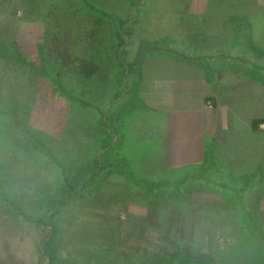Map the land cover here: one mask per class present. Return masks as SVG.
Masks as SVG:
<instances>
[{
  "label": "rangeland",
  "instance_id": "obj_1",
  "mask_svg": "<svg viewBox=\"0 0 264 264\" xmlns=\"http://www.w3.org/2000/svg\"><path fill=\"white\" fill-rule=\"evenodd\" d=\"M61 1L66 0H0V49L9 48L13 56L30 64L24 67L16 60L0 58L1 179L7 175L5 194L20 195L23 210L31 218L15 221L13 213L18 210L7 203L1 207L0 202V264H96L95 255L99 263L106 264H154L157 260L158 264H168L160 258L175 254L185 255L186 264H194L198 258L221 264H264V243L260 249L243 231L242 211L217 194L196 191L197 175L201 174L198 167L165 166L157 112L171 106L145 94L154 93L155 85L165 87L166 77L179 78L180 61H192L197 53L196 66H203L198 71L209 81L210 89L228 100V106L221 101L216 105L213 100L208 103L218 115L217 140L214 138L215 143L209 145L215 146L214 158L212 152L209 159L218 161L219 172L228 181L264 161V126L257 133L250 128L253 119L264 118V83L250 81L262 80L256 67L245 69L249 58L264 60V7L256 5V0H206L212 17L214 13L225 16V11H232L240 18L215 20V31L208 35L209 31L202 32L210 22L194 19L196 0H76L81 11L76 14L71 7L70 12L77 17L75 23L79 21L80 36L86 34L85 27L88 29L87 43L84 36L81 40L79 36L77 40L63 37L68 26L58 16L60 12L52 15L53 10L61 8ZM65 18L70 20L72 16ZM245 18L250 20V27ZM44 19L52 26L46 27ZM57 24L60 26L53 31ZM194 24L200 28L195 29ZM46 35L55 54L49 52ZM61 35L63 38H56ZM42 43L40 54L38 46ZM86 43L78 54L81 56L72 57L73 48ZM202 46L210 50L194 53L192 48ZM235 49L237 56H233ZM180 54L190 55V59H180ZM213 54L214 61L209 59ZM121 58L124 64L119 61ZM42 62L50 64L52 70H60L63 65L64 69L73 66L77 70L82 86L68 87L65 83L75 102L68 103L56 94L52 79L45 77L50 73L47 66L37 72ZM187 67L182 69L185 74L191 71ZM99 68L98 77L91 78L93 70ZM214 68L225 77L211 83ZM250 72L253 77L248 75ZM11 95L15 101L2 99ZM170 103L176 104L172 100ZM220 114L224 129L219 126ZM225 114L228 122H233L235 132L227 128L222 116ZM22 121L53 136L52 148L23 149V144L18 148L20 138L10 137L7 132L17 127L25 131L28 127ZM114 130L118 134L115 132L113 138ZM34 153L31 173H20L18 162L28 161ZM96 155L103 166H112L115 174L104 177L96 191H84L63 209V216L56 217L55 224L59 223L62 229V238L55 247L58 257L43 258V242L51 234L52 224L41 226L35 218L47 212V197L61 190L64 174L66 180L73 182L85 173H93L90 171ZM174 169L177 170L172 172ZM203 176L221 179L209 169ZM170 177L174 187L165 189V196L157 203L147 205L148 189L143 184ZM26 179L28 186L46 181L48 188L36 193L24 186ZM179 185L185 202L177 204L171 190ZM86 188L90 190L89 186ZM146 196L148 203L144 201ZM260 209H264V200ZM102 242L109 246L113 258L109 251L101 252Z\"/></svg>",
  "mask_w": 264,
  "mask_h": 264
},
{
  "label": "trees",
  "instance_id": "obj_2",
  "mask_svg": "<svg viewBox=\"0 0 264 264\" xmlns=\"http://www.w3.org/2000/svg\"><path fill=\"white\" fill-rule=\"evenodd\" d=\"M73 1H74V3L71 2L70 4L68 3L67 0L64 2L61 1L62 2L61 8H57V9H59L58 11L53 10L52 15H54V13L58 14V12H60L61 14H59L58 16H61V18L65 21V24L68 26V28L65 27L64 31L62 32L63 37L69 36V38H73V39L77 40L78 36H79L80 40H81V37H83V36L85 38L87 37L88 29L85 27L86 34L81 33V36L78 34V32L80 33V30L78 28L79 27V25H78L79 21H77L75 23L74 18H77V17H75L70 12L71 11L70 9L72 7L74 12L77 14L81 11V8H80V3L77 6L76 0H73ZM50 11H52V10H50L48 8L47 13H50ZM42 16H45V15H42ZM69 16H72V19L67 20L65 17H69ZM83 20H85V19H83ZM238 20H240V19L238 18ZM44 24L46 27L52 26V25H50V22L46 19H44ZM59 26L60 25L57 24V26L53 29V31L56 30V28H58ZM248 26H249V24H248ZM69 28H71V30ZM121 29H122V27H121ZM126 33H128V31H126ZM129 33L131 34V32H129ZM71 34H73V35L71 36ZM63 37L61 35L59 37L57 36L56 38H63ZM45 38H46V41H48L47 46L49 48V52L55 54L56 53L55 48H54V50H52V46L50 45V44H52L50 42V40H51L50 37H48L46 35ZM61 41L62 40H58L59 43ZM85 41H86V39H85ZM121 42H124V40H121ZM87 43H88V37H87ZM87 43L82 45V46H81V44L78 45L80 48L74 47L72 50V57H78L79 58L81 56V55L78 56L79 52H82L83 49L86 48ZM43 44L44 43H42L38 46V48H39L38 50H39L40 54H41V51L43 52ZM124 45H126V43L122 44V46H124ZM237 45L238 44H234V47ZM247 47L257 49L253 45H249V44L247 45ZM235 51H236V53H234L233 56L238 55L237 54L238 50L235 49ZM1 52H3L4 54L2 56H0V58H3L5 60L11 59L12 62H14L16 60L17 62H21L24 67H29V65H30L25 59L20 58L17 55H16V57L13 56L14 54L11 53L9 48H6V47L1 48L0 54H1ZM258 52L260 53V50H258ZM119 61L121 62V64H124V60L122 58ZM262 62H263V64H261ZM245 64L248 65L245 68L247 71L256 67L257 70L260 72L259 76L262 77V80H257L255 78H252V80L250 79V81H252V82L256 81L257 83H261V82L264 83V72L262 71V70H264V60H260V59L256 60L254 58H249L245 62ZM49 65L50 64L46 65V63L45 64L43 63V66H41V69L39 68V70H37V72H39V71L43 72L44 69H46L45 66H47L50 73L48 75H46L45 77H50L52 79V84H53V87H54L56 94H58L60 97L64 98L68 103L75 102V100L73 101V97L67 91V89L65 87V83H67L68 87L72 86V87L78 88V87L82 86L80 83V74L75 72L77 70H75L73 66H69V67H67V69H64V65H63V67L62 66L60 67V70H58V69L52 70ZM128 66H130V64H128ZM31 68L34 70L36 69V67H34V66H32ZM242 69H244V67H242ZM52 71L55 72V74L53 73V75H55V78L52 77L53 75L52 76L50 75L52 73ZM98 71L100 73L101 68H99L98 70L94 69L93 74H91V76H92L91 78L95 77L97 75ZM64 74L67 76L66 78H63ZM248 75L250 77L254 76L251 74V72ZM96 77H98V76H96ZM237 78L239 79V77H237ZM75 88H72V90H76ZM118 98L119 97H117L116 99L118 100ZM2 99L8 103L16 100L14 95L9 96V98H2ZM212 100H213L212 101L213 105L214 104L216 105V103L218 101H221V102L226 103L228 106V102H227L228 100H227L226 96H223V94H217V101H215L214 99H212ZM83 105L86 106L87 104L83 103ZM149 110L150 109L148 108V111ZM119 117H120V115H119ZM117 119H118V114L113 115L114 122H116ZM3 122H4V120H3ZM232 124H233V122L232 123L229 122L227 128H231L235 132L236 131L234 128L235 126H233ZM22 125H26L28 128H26L25 131L20 130L19 127H17V129L11 128V129H9V132H7V133H9L10 137H13V138L19 137L20 138V141L16 145V146H18V148H19V146H21V144H23L22 145L23 149H24V147L25 148H34V149L44 148L46 150L52 148V146H53L52 142L54 139L53 136H50L47 133H45L39 129L34 130L33 128H31V124H29L25 121L24 122L22 121ZM263 126H264V118H258V119H253L250 128L253 131V133H257V132L262 131ZM18 130H19V132H18ZM115 132L117 133V131L114 130V132L112 134L113 138H114ZM47 142H50L51 145H49ZM208 144L210 145L211 143H208ZM44 145H46V147H44ZM209 145H208V149L206 152V157H205L204 162L202 164L195 165L201 171V174L197 175L198 185L196 186V191H198L200 193L217 194L223 201H226L228 203V205L233 206L234 208H237L238 210L242 211L241 227L249 238L256 241V243L259 245L258 247L261 249L262 244L264 243V209L263 210L260 209V204L264 200V161H260V163L256 166L249 167L251 170L241 171V173H240L241 177L235 178V179L238 178L237 180L233 179V181L232 180L228 181L219 172L218 161L213 160V162H212V160L209 159V156L211 155L212 152H213L212 158H214L213 156H214V149H215L214 145H213L214 148H212ZM35 158H36V154L34 153L33 157H31L28 161L18 162V166H16V167L20 168V173L24 174L25 171H28L27 173H31L30 172L32 170L31 160L35 159ZM96 158H97V160H96ZM96 158L93 160L95 163L93 165V169H92L93 171H90V172H93L92 174L85 173V175H83V177L80 176L78 179L74 180L73 182L66 180L65 174H64L63 178L65 180H64V183L62 184L61 190H59L58 193H55L53 196L47 197L48 198L47 201L49 203L48 205L45 206V208H46L45 210H47V212H45L44 215L40 214L39 218H35V220L37 219V223L41 226H43L45 223H47V224L51 223L52 224L51 234L48 236V239L43 242V249H42L43 252H41V256L43 258L55 260L58 257V254H57L55 247H56V243L60 240V238H62V235L60 233L62 231V229H61V227H59V225H58L59 223L55 224L56 217L60 216L61 214L63 216L64 215L63 209L69 205H72L73 201L75 199H77V197L80 194L84 193V191H91V192L96 191V189L99 187L100 181H102L104 179V177H107L110 174L115 173L111 169L112 166H107V167L103 166L104 164H101L99 162V160H98L99 157H97V155H96ZM52 159H54V158H52ZM25 160H26V157H25ZM209 161L211 164H208ZM3 167H4V165H3ZM94 168H96L97 170ZM208 169L212 170V171H216L219 178H221V179L204 177L203 172H206ZM175 170H177V169L172 170V172ZM227 170L230 172V170L228 168L226 169V171ZM1 172L2 171H1V162H0V202L2 201L1 207H3L7 203L10 207H13L15 210H18V212L15 211V213H13L14 215H16V217H14V215H13V219L15 221H18L16 219H18L20 217H24L25 219L31 220V218L25 214V211L23 210L24 206L20 203L21 196L20 195L10 196V195L5 194L6 189H7V188H5L7 175L3 174L4 179H1ZM227 175H229L228 172H227ZM231 175L233 176L234 174L231 173ZM171 179H172V177H170L168 180H165L163 182L152 180L146 184H143L142 187H146L148 189L147 196H148V199L150 202L148 203V201L146 200L147 196L145 197L144 201L147 202L148 205H150V204L153 205L154 203H157L160 200V198L165 196V192H164L165 189H172L174 187L173 186L174 181H173V179L172 180ZM176 179H179V178H176ZM222 179H224V181L226 180L225 181L226 183L220 182V180H222ZM157 182H159V183H157ZM165 182H167V183H165ZM27 183H28V180L26 179L24 182V186L27 189L36 190V193H41L46 188H48L47 187L48 185H46V183H47L46 181H42L38 184L35 183L34 186H28ZM183 183H185V182H183ZM179 184H180V181H179ZM87 186H89L90 190H87L88 189V188H86ZM171 191L173 192L171 197L173 198V200H176V201H174V203L180 204V201H181V203L185 202V196L180 191V185L175 186V188ZM46 215H49L50 217L47 219L45 217ZM261 238H262V240H261ZM93 258L96 260V264H102V262L99 263V261H97V256H94ZM160 259L164 263L168 262V264H186V261L188 260L185 255H180V254L179 255L175 254L173 256H169V258H160ZM153 263L158 264V260L153 262ZM49 264H56V263L52 261ZM194 264H221V262L216 261L214 263L210 259L198 258V259H195Z\"/></svg>",
  "mask_w": 264,
  "mask_h": 264
},
{
  "label": "crops",
  "instance_id": "obj_3",
  "mask_svg": "<svg viewBox=\"0 0 264 264\" xmlns=\"http://www.w3.org/2000/svg\"><path fill=\"white\" fill-rule=\"evenodd\" d=\"M205 1L206 0H196L193 7V14L195 16L194 19H196V21L206 20L210 22L207 28L208 30L204 29L202 34H205L209 31L210 33L208 35H212L215 31V25H212L215 20L218 21V19H220V21H222L221 17H224L225 21H231L234 17L237 19L239 18L237 15H234L232 11H230L229 13L225 11V16H222V14L217 15L214 13L212 17V14L208 12V9L206 7V5H208V1ZM255 3L256 5L264 7V0H256ZM262 15L264 19V12ZM245 20L248 21V24H250L249 19L245 18ZM230 27H232V25H230ZM194 28L199 29L200 26L194 24ZM208 48L209 47L202 46L192 49H195V53L201 50L207 52ZM188 53L190 54V52ZM180 55V59H190V55ZM211 56L212 57H210L209 59L213 61L216 60L214 54ZM197 57V53H195L192 57V61H183V63L182 61H180L179 78L166 77L165 81L163 82V85H165V87L162 86V88L160 89L159 86L157 87L155 85L154 93H145L151 94V99L157 98L156 102H165L171 106L170 109H165L157 112L161 119L160 130L162 126V160L163 158L166 159L165 166H167L168 168L179 169L186 166H195L202 164L206 157V152L209 145L208 143H215V139L217 140L216 128L218 124L216 116L218 115L215 112L216 110H210L211 107H208V102L212 99L217 101L218 93L213 88L210 89L209 81L205 80L203 74L198 71L199 69H201L200 67L203 66H196L194 60ZM222 57L224 59L227 58L225 54ZM187 66L191 70L189 74H185L184 71H182V69H185V67ZM214 70L215 73L212 74L211 83H216L218 82L217 79L225 77L222 76L220 72H217L216 68H214ZM154 84H152V86H154ZM149 97L147 98L149 99ZM171 100L176 102L175 106L170 103ZM222 116L225 117L228 126L229 122L226 118V114ZM219 119V126L221 128L224 122V118L221 117V114ZM112 175L113 174H110L109 176ZM208 195L212 196L211 194ZM108 247L109 246L105 245L104 242H102V248L100 246L99 249L102 250L101 252H105V250L109 251V255L113 258L111 249L109 250ZM107 260L108 259L106 258L105 262Z\"/></svg>",
  "mask_w": 264,
  "mask_h": 264
}]
</instances>
